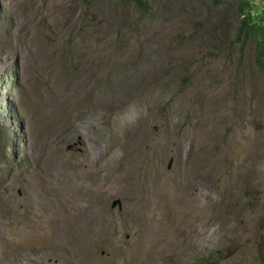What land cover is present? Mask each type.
Returning <instances> with one entry per match:
<instances>
[{"label":"rangeland","instance_id":"rangeland-1","mask_svg":"<svg viewBox=\"0 0 264 264\" xmlns=\"http://www.w3.org/2000/svg\"><path fill=\"white\" fill-rule=\"evenodd\" d=\"M143 3L0 0V264H264L239 0Z\"/></svg>","mask_w":264,"mask_h":264},{"label":"trees","instance_id":"trees-1","mask_svg":"<svg viewBox=\"0 0 264 264\" xmlns=\"http://www.w3.org/2000/svg\"><path fill=\"white\" fill-rule=\"evenodd\" d=\"M130 1L142 12L145 11L144 0ZM238 10L241 20L236 31V38L242 35L244 39L249 38L254 42L257 50L255 61L264 78V0H239Z\"/></svg>","mask_w":264,"mask_h":264},{"label":"bare ground","instance_id":"bare-ground-1","mask_svg":"<svg viewBox=\"0 0 264 264\" xmlns=\"http://www.w3.org/2000/svg\"><path fill=\"white\" fill-rule=\"evenodd\" d=\"M165 220V219H164ZM159 221V220H158ZM157 221V222H158ZM166 223V222H165ZM157 227V226H156ZM165 231V230H164ZM164 231L161 229V228H159L158 227V229H157V234H159V235H161V234H163L164 233ZM154 234V233H153ZM164 236V235H163ZM174 236V235H173ZM160 238H162V236H159ZM175 238V237H174ZM165 239V238H164Z\"/></svg>","mask_w":264,"mask_h":264}]
</instances>
